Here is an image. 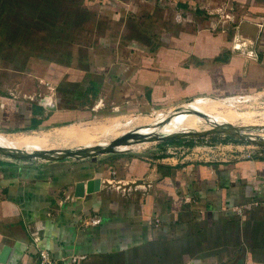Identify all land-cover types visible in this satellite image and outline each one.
Segmentation results:
<instances>
[{"label":"crops","instance_id":"0c3cea01","mask_svg":"<svg viewBox=\"0 0 264 264\" xmlns=\"http://www.w3.org/2000/svg\"><path fill=\"white\" fill-rule=\"evenodd\" d=\"M33 59L65 60L33 74ZM261 92L264 0H0V136L87 126L101 142L0 165V264L40 249L62 264H264V133L157 139Z\"/></svg>","mask_w":264,"mask_h":264},{"label":"rangeland","instance_id":"374dc122","mask_svg":"<svg viewBox=\"0 0 264 264\" xmlns=\"http://www.w3.org/2000/svg\"><path fill=\"white\" fill-rule=\"evenodd\" d=\"M88 18L89 17H87V19ZM43 34L47 35L45 33ZM55 34L61 35V33ZM35 35L36 33H34V36ZM84 35L89 37L88 32L82 33V36ZM81 40V43L85 42V45H88V39L82 37ZM86 50L87 48L84 47L83 52ZM49 60L50 59H33V65H28L27 68L30 67V69L28 70H32L33 74H40L42 68L46 67L47 64L50 67L53 66L56 68H60L59 65H56L57 62L52 61H63L65 59H54L52 61ZM77 61L79 62V64L82 61L84 64L80 65V67L84 68L85 64L87 65L88 63L94 66V63L100 62L101 59H77ZM22 66L24 67V65ZM24 70H26V65ZM234 101H231V103L229 102L230 106H226L224 109L225 111L228 110L230 112H228L229 120H226L221 124L216 122V127L212 126L215 125L214 122H211V124H206L203 122H196V120H191L189 121V123L191 124L185 123L182 127L180 126L178 127V129H175L171 134H189L188 141H192L194 142V144L197 141L199 146H226L229 144H237V142H239L242 137L251 138L252 136L253 138H256L258 134L264 133V130H260L259 127V125H264V92L257 93L255 95H246L243 98L237 99L235 102ZM214 104L216 103L210 101L211 112L209 113V116H216L220 114L218 111H214L212 109V107H214ZM223 112L224 111H222V113ZM164 113V110H159L157 114L153 113V116L146 122L154 121L160 114ZM241 124L245 125L246 128L240 129L239 126ZM223 127L226 128L227 131L223 130ZM87 129V126H78L72 130H64L61 128L55 129L54 127L48 129L46 127L34 132L24 133L23 135H19V133H17L18 135L3 134L2 136H0V145L3 147L1 148L2 151H0V161H4L5 163H20L22 161H29L32 164L41 165L52 159L50 157L44 156L45 154H49L51 155V157H58L63 151H66L68 149H84L83 146H87L89 148H100L101 142H99L98 138H96L94 134L88 132ZM152 130L153 129H150V131ZM212 130H214V132H210V134H206L204 136L196 135L198 133L208 132ZM164 134L170 133H167L163 130L161 135ZM117 135H121V132H117L113 138L116 139ZM191 135H196V137L191 138ZM240 135L242 137H240ZM108 142L110 141L108 140ZM17 155L23 158L18 161L19 159L15 158V156Z\"/></svg>","mask_w":264,"mask_h":264},{"label":"water","instance_id":"95a60500","mask_svg":"<svg viewBox=\"0 0 264 264\" xmlns=\"http://www.w3.org/2000/svg\"><path fill=\"white\" fill-rule=\"evenodd\" d=\"M39 104L44 107L47 111L49 112H54L57 110V102H56V97L54 95H48V96H45L43 97L40 101H39ZM223 130L227 131L226 128L223 127ZM210 132H214V130L212 131H209V132H203V133H198L196 134L197 136H204L206 134H210ZM196 135H191L190 137L192 138H195ZM240 137H242L240 135ZM170 138H189V134H186V133H178L174 136H168V137H162V138H157V139H163V140H167V139H170ZM155 139V138H154ZM242 139H245L244 137H242ZM3 148L1 145H0V151H2ZM100 150V149H99ZM99 150L97 149L96 153L99 152ZM76 152H69V153H61L62 155H60L61 157L63 156H71V155H74ZM36 156V155H35ZM41 156H42V153H41ZM44 156L46 157H51V155L49 154H45ZM15 158L21 160V156H15ZM26 158H31V157H26ZM101 190V180L99 179H96V180H92V181H89L88 183H77L76 185V188H75V197H84L85 194H92V193H95V192H99ZM237 264H243V261L240 260Z\"/></svg>","mask_w":264,"mask_h":264},{"label":"built area","instance_id":"2783aa9c","mask_svg":"<svg viewBox=\"0 0 264 264\" xmlns=\"http://www.w3.org/2000/svg\"><path fill=\"white\" fill-rule=\"evenodd\" d=\"M252 57L254 58L252 60H255V61L258 60V57H257L256 53H254L252 55ZM262 186H263V189H264V179H263V182H262ZM257 205L264 207V201L262 203H257ZM37 256H38L37 257L38 258V264H62L61 261L57 260L53 256L51 251H49L47 249H40Z\"/></svg>","mask_w":264,"mask_h":264},{"label":"trees","instance_id":"16d2710c","mask_svg":"<svg viewBox=\"0 0 264 264\" xmlns=\"http://www.w3.org/2000/svg\"><path fill=\"white\" fill-rule=\"evenodd\" d=\"M38 125H39V122H38V121L34 122V125L32 126V127H33L32 129H37V128H38ZM182 142H183V140H181V141H177V144H181ZM193 145H195L194 142L189 141V146H193ZM0 165L7 166V165H9V164H6V163H0Z\"/></svg>","mask_w":264,"mask_h":264}]
</instances>
